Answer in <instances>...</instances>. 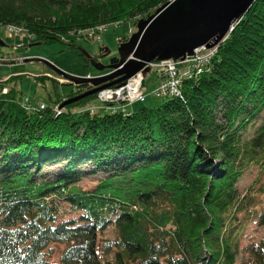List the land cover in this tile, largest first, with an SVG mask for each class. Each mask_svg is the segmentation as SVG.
<instances>
[{
  "label": "trees",
  "instance_id": "obj_1",
  "mask_svg": "<svg viewBox=\"0 0 264 264\" xmlns=\"http://www.w3.org/2000/svg\"><path fill=\"white\" fill-rule=\"evenodd\" d=\"M168 1L0 0V27L76 46L65 36ZM13 79L0 80V264H264V0L179 94L135 112L104 110L102 91L60 109L92 86L51 106Z\"/></svg>",
  "mask_w": 264,
  "mask_h": 264
},
{
  "label": "rangeland",
  "instance_id": "obj_2",
  "mask_svg": "<svg viewBox=\"0 0 264 264\" xmlns=\"http://www.w3.org/2000/svg\"><path fill=\"white\" fill-rule=\"evenodd\" d=\"M155 12L156 10L153 13ZM148 17H150V15ZM148 17H138L134 20L125 21L120 25L110 24L109 26H107V28L102 30L94 29V36H92L91 38L90 36H88L87 32H80V36L79 34L77 35L73 33L66 35V40L73 41L76 46H71L61 41H57L52 44L30 46L35 42V40L31 39L23 31H21L20 33H15L9 31L8 27L3 26L0 27V58H3L5 60L42 58L49 61L64 72L77 77L96 78L106 76L107 74L113 73L115 69H108V67H106L103 70L101 67L103 65H109L111 58L122 56L119 49L120 45L124 42H128L131 39L132 35L138 32V21L140 19H147ZM94 30L90 31L92 32ZM98 35H100L101 38H99ZM213 52L215 53L216 51H212V53ZM81 54H83L86 58V63H88L87 67L84 66L85 61L83 62ZM202 55L203 52L199 56ZM187 56L189 57L192 55L187 54ZM187 56L185 58L178 59L171 58L172 60H176L178 62L181 61L177 65V71H175L177 76H175L163 64H159L157 67H151L150 65H148L149 63H147L144 70L130 77L128 80L133 77L138 79L137 82L140 83L137 84V86L134 85L133 87H138L139 90H141L142 94L147 91V98L143 101L142 99H140V96L136 99H133V97H130L128 92L126 102L130 103L127 104V109L135 112L145 106H154L159 101L157 100V97L152 95L151 92H154L159 85H162V88L164 86L165 88H171V86L173 85L171 84L173 78L177 79V81L179 82L178 87L181 88L184 80H186L187 78H191L195 73H197L193 70V68H191V66H188L186 63L182 62V60L186 59ZM202 58L204 60H200L205 61V57ZM90 59H93L96 64H93ZM164 60L167 59L154 60L152 62H161ZM46 75L52 78H36L37 76L39 77ZM10 76H14V79L9 81L8 85L10 87H15L17 89V92L19 93V96L24 94V97L28 96L31 98V100H40L51 106H54L57 100L59 101L63 98H67L69 94L73 92L75 87H78V85L80 84H88V86H92V88H95V86L91 84V82L77 84L72 80L66 78L65 76L53 71L46 63L40 61L22 62L17 64H0V80H4ZM175 84L177 85L176 81ZM115 87L116 86H109L102 88L101 90H103L104 92L111 91L110 88ZM111 97L112 95L107 96V98H103L102 103L105 106L103 107L104 110H107V103H111L112 105H114V108H118L116 106L122 103L119 102L120 98L111 99ZM27 101L28 100L24 102ZM97 104V100L90 102L88 104L89 110H99V108L95 107L97 106ZM259 122L260 121L256 122L255 125H249L247 131L248 134L253 133L256 126L259 125H257V123ZM80 132H83V130H81ZM84 167L89 169L93 168V166H89L88 164H84ZM53 168L54 166L45 167V169L49 170H52ZM100 175V172L96 173L95 175H89V177H87V179H85L83 183L88 184V186L90 187L91 185H94L93 183ZM253 178L254 174L246 173L242 178L241 185L246 186L248 182H250ZM252 236L253 235H250L249 238L252 239ZM248 258V255L246 256L244 253H241L239 255V264L245 262L246 260H248Z\"/></svg>",
  "mask_w": 264,
  "mask_h": 264
},
{
  "label": "water",
  "instance_id": "obj_3",
  "mask_svg": "<svg viewBox=\"0 0 264 264\" xmlns=\"http://www.w3.org/2000/svg\"><path fill=\"white\" fill-rule=\"evenodd\" d=\"M256 0H170L147 19L138 21V32L120 45L122 56L113 57L102 66L115 69L113 73L96 78L70 75L42 58L20 60L0 59V64L40 61L53 71L75 83L93 84L95 88L65 101L61 107L92 95L102 88L121 86L127 79L144 70L154 60L185 58L194 50L212 48L233 30ZM41 41L33 45H42ZM129 57V58H128ZM96 64L93 59H90ZM148 69V68H147Z\"/></svg>",
  "mask_w": 264,
  "mask_h": 264
},
{
  "label": "built area",
  "instance_id": "obj_4",
  "mask_svg": "<svg viewBox=\"0 0 264 264\" xmlns=\"http://www.w3.org/2000/svg\"><path fill=\"white\" fill-rule=\"evenodd\" d=\"M116 25H119V24H116ZM105 28H103L102 26H98V27H96L94 29L102 30V29H105ZM94 29H91V30H94ZM8 30L11 31V32H15V33H20L22 31L20 28L14 27V26H9ZM84 32H87L88 36L92 37V36H94L93 33L95 32V30L92 31V32L90 30L89 31H84ZM216 49H217V46H215L213 48H208L207 46L199 47L193 52L192 56H189V57L187 56V58L182 60V62L186 63L188 66H191V68H193V70L195 72L200 73L203 70V68L209 63L212 55L214 54V52L212 53V51H216ZM202 52H203V55L199 56V55H201ZM202 57H205V61H201L200 60V59H203ZM179 62H181V61H179ZM179 62L176 61V60L167 59V60H164V61H161V62H159V61L150 62L148 65H150L151 67H157L159 64H163L175 76H177L175 71H177V65H178ZM133 78H131L130 80H134L135 79V78L134 79ZM140 79H141V76H140ZM135 80L138 81L137 78ZM175 81L177 82V85L175 84ZM139 83L137 82V84H139ZM171 84H173L171 86V88L170 87H168V88L166 87L165 88V86L162 88V85L161 86L159 85L154 91L155 94H157L158 96H169V95L179 94L180 93V88L178 87L179 82L177 81V79L173 78V80L171 81ZM127 89H128V87H127ZM6 90L7 89H5V91ZM139 91L141 92V90H139ZM105 92H107V91H105ZM110 95H112L111 99L112 98H118L119 99L120 96H121V95L118 96V92L114 93V95L113 94H110ZM143 96H144V93L140 95V99L143 98Z\"/></svg>",
  "mask_w": 264,
  "mask_h": 264
},
{
  "label": "bare ground",
  "instance_id": "obj_5",
  "mask_svg": "<svg viewBox=\"0 0 264 264\" xmlns=\"http://www.w3.org/2000/svg\"><path fill=\"white\" fill-rule=\"evenodd\" d=\"M100 26H102L103 28H107V26L106 25H100ZM97 27V26H96ZM93 28V27H92ZM90 29V28H89ZM96 34V33H95ZM85 35V34H84ZM88 37V36H87ZM98 37L99 38H101V36L100 35H98ZM91 38V37H90ZM89 40V39H88ZM75 41V40H74ZM35 42H38V41H35ZM42 42V41H41ZM74 43V42H73ZM216 46H218V45H216ZM215 47V46H214ZM106 68V67H105ZM108 69H110V68H108ZM104 70V69H103ZM135 78V77H134ZM133 78V79H134ZM136 79V78H135ZM126 80L121 86H116L115 88H110L111 89V91H107V92H104L103 90H99L98 92H103V94H104V98H107V96H109L110 94H113L114 95V93H117L118 92V96L119 95H121L120 96V101L119 102H126V100H127V96H128V92H129V95H130V97H133V99H136L137 97H139L141 94H142V92H140L138 89V87H133L134 85H136L137 86V80ZM129 85V86H128ZM127 87H128V89H127ZM128 90V91H127ZM114 92V93H113ZM126 92V93H125ZM42 107H44V104H42ZM107 107H112L113 108V106H108L107 105ZM106 107V108H107ZM114 109V108H113Z\"/></svg>",
  "mask_w": 264,
  "mask_h": 264
}]
</instances>
